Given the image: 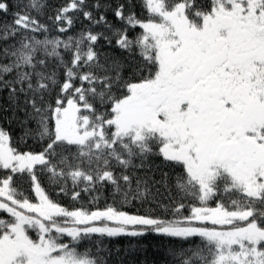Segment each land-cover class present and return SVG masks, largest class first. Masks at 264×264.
<instances>
[{"label": "snow or ice", "instance_id": "snow-or-ice-1", "mask_svg": "<svg viewBox=\"0 0 264 264\" xmlns=\"http://www.w3.org/2000/svg\"><path fill=\"white\" fill-rule=\"evenodd\" d=\"M0 264H264V0H0Z\"/></svg>", "mask_w": 264, "mask_h": 264}, {"label": "trees", "instance_id": "trees-1", "mask_svg": "<svg viewBox=\"0 0 264 264\" xmlns=\"http://www.w3.org/2000/svg\"><path fill=\"white\" fill-rule=\"evenodd\" d=\"M89 2H91V0H89ZM52 5L58 6L61 5L63 3H65V0H51ZM138 3V0H137ZM137 15L141 14V9L139 7H137L136 9ZM108 19L110 21H112L113 23H116L115 18L113 17L112 13L109 12L108 14ZM80 20L83 21V17H80ZM84 24L87 23V21H83ZM81 23L78 21L75 25V29L70 31V35H75L76 33H78L79 31H81ZM136 32H139L140 29L137 28L135 30ZM13 135V139L15 140L19 135H20V129L19 127H17L15 124L11 125L10 129ZM19 147H21L22 150H39V145L34 144L31 140L28 141V145H24V144H20ZM158 162V161H157ZM41 183L44 184L47 187V181L46 178L44 176L40 177ZM49 191L51 192L52 190L49 189ZM105 195H107V192H105ZM57 199H60V201L67 205L70 203L69 199L65 196H63L62 194L59 197H56ZM110 202V201H109ZM104 206V201L101 200L99 203V207L103 208ZM131 210V209H130ZM113 243H115L116 247L118 248H123L125 250L128 249L129 244L135 245L137 243V240L134 238L131 241L128 238L125 237H121V238H115L113 240ZM139 243H141L142 245H144L147 249V253L145 255V253H140L139 254V259L142 261L145 258H147L149 261H152L154 259H156V254H155V249L157 246V239L154 238L153 236L149 235L147 237H143L139 239Z\"/></svg>", "mask_w": 264, "mask_h": 264}]
</instances>
